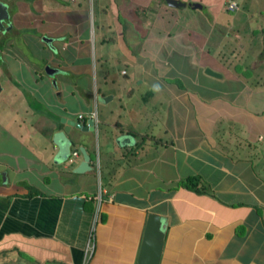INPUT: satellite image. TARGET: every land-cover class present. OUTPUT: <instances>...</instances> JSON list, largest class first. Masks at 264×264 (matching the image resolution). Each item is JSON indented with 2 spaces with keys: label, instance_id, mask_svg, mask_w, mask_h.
<instances>
[{
  "label": "crops",
  "instance_id": "0c3cea01",
  "mask_svg": "<svg viewBox=\"0 0 264 264\" xmlns=\"http://www.w3.org/2000/svg\"><path fill=\"white\" fill-rule=\"evenodd\" d=\"M0 1V264H264V0Z\"/></svg>",
  "mask_w": 264,
  "mask_h": 264
},
{
  "label": "water",
  "instance_id": "95a60500",
  "mask_svg": "<svg viewBox=\"0 0 264 264\" xmlns=\"http://www.w3.org/2000/svg\"><path fill=\"white\" fill-rule=\"evenodd\" d=\"M164 1L173 6L183 5V3H179L177 0ZM3 23L8 26V14L5 5L0 1V30L4 29ZM47 69L48 68L46 67V73H48ZM203 72L211 76H219L217 72L207 67L204 68ZM105 99V97L102 98L104 101ZM68 123L72 124L81 132H93L94 130L92 119H89L86 124H81L71 120H69ZM55 139L62 140V144H57ZM54 143H56L58 147V156L60 158H64L65 155L68 154L69 142L64 138L61 132L54 134ZM78 152L81 156V162L74 168V172H83L89 167V156L85 153L83 147L81 146L78 147ZM163 236V218L156 213L148 212L146 214L135 264H158Z\"/></svg>",
  "mask_w": 264,
  "mask_h": 264
},
{
  "label": "trees",
  "instance_id": "16d2710c",
  "mask_svg": "<svg viewBox=\"0 0 264 264\" xmlns=\"http://www.w3.org/2000/svg\"><path fill=\"white\" fill-rule=\"evenodd\" d=\"M179 185L195 192H201L204 189V185L201 184L197 175H188L182 178L179 181Z\"/></svg>",
  "mask_w": 264,
  "mask_h": 264
},
{
  "label": "built area",
  "instance_id": "2783aa9c",
  "mask_svg": "<svg viewBox=\"0 0 264 264\" xmlns=\"http://www.w3.org/2000/svg\"><path fill=\"white\" fill-rule=\"evenodd\" d=\"M69 1H74V0H69ZM224 7L228 11H234L237 9V3L234 0H228ZM78 117L80 118L81 116L78 115ZM77 155H78V152L76 150L71 152L72 157H76ZM70 160H71V158H70ZM90 249H91V245L87 246V248L85 249V252L90 250Z\"/></svg>",
  "mask_w": 264,
  "mask_h": 264
},
{
  "label": "rangeland",
  "instance_id": "374dc122",
  "mask_svg": "<svg viewBox=\"0 0 264 264\" xmlns=\"http://www.w3.org/2000/svg\"><path fill=\"white\" fill-rule=\"evenodd\" d=\"M255 15L259 19L260 23L263 25L264 24V2L259 3V8L255 9ZM137 81H135L136 83Z\"/></svg>",
  "mask_w": 264,
  "mask_h": 264
}]
</instances>
